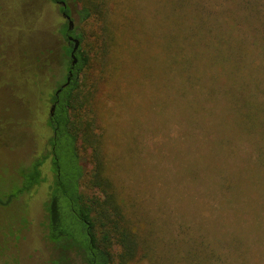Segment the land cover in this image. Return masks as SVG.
I'll return each mask as SVG.
<instances>
[{"label":"rangeland","instance_id":"obj_1","mask_svg":"<svg viewBox=\"0 0 264 264\" xmlns=\"http://www.w3.org/2000/svg\"><path fill=\"white\" fill-rule=\"evenodd\" d=\"M123 1L133 6L137 22L141 21L136 24L140 31L134 43L127 40L132 43L128 46L130 54L137 55L138 60L134 62L124 49L117 60L121 70L107 83L96 85L93 83L100 75V66L93 65L86 86L95 91V98L86 109L89 116H98V132L103 134L104 175L124 201L123 209L131 215V205L141 217L139 230L151 243L148 255L135 258L131 264H264V172L260 169L264 138L231 130L238 113L227 94L210 100L201 92L200 83L191 89L194 92L184 91L182 72L175 63L167 66L162 48L170 29L168 22L173 18L166 0ZM198 1L208 11L219 14H213L218 19L230 12L240 20L257 18L241 7L240 0ZM242 1L248 2L247 6L254 3L264 12V0ZM67 4L75 34H82L84 48V30L92 28L91 20L83 18L84 0H69ZM0 9L10 26L0 34V118L16 120L0 139V186L4 189L6 179L33 150L46 149L49 129L44 124L49 97L65 79L68 61L63 55L66 42L60 32L65 22L56 3L0 0ZM191 13L186 14L187 20L198 19ZM235 29L239 31H234L235 37L243 36L254 48L252 41L257 32L238 26ZM150 52L157 60H152ZM195 56L196 62H206L200 55ZM203 63L197 68L205 72ZM78 78L84 92V73ZM41 102L46 112L37 117ZM29 107L34 109L33 114ZM214 119L220 122L217 139L227 140L229 147L225 156L217 157L226 163L213 171L208 168L213 161L206 160L204 154L211 153L216 145L212 143L218 130L211 128ZM79 157L84 167L80 190L90 194L86 181L94 163L90 150L84 151L81 142ZM228 172L253 177L246 184L247 190L228 199L227 209L220 212L224 196H231L221 186ZM44 174L46 180L31 193L0 206V264H51L53 251L40 225L53 179L49 165ZM236 209L242 215L239 212L233 216ZM210 245L216 249L211 258L204 253L205 248L209 252Z\"/></svg>","mask_w":264,"mask_h":264},{"label":"trees","instance_id":"obj_2","mask_svg":"<svg viewBox=\"0 0 264 264\" xmlns=\"http://www.w3.org/2000/svg\"><path fill=\"white\" fill-rule=\"evenodd\" d=\"M64 1L66 4L69 2ZM239 2L242 8L248 9L257 18L252 21L240 20L230 12L227 17L218 19L214 15L219 14H215L213 10L208 11L198 0H166L172 9L173 18L168 22L170 29L167 30L162 48L165 50L167 66L175 63L178 65V72H182L185 92H194L191 89L200 83V89L203 88L201 92L206 93L210 100H218L227 94L233 104L232 109L238 113L231 130L244 134L254 133L253 136L264 138V12H260L254 3L247 6L248 2ZM132 8L130 3L126 4L123 0H84L83 18L85 21L91 20L92 28L89 32L84 30V48L82 34L75 35L79 40L74 54L77 76L60 89L58 96L54 92L50 94L49 102L56 100L53 116L49 115L48 110L46 112L44 103L37 105V117H43L45 112L47 114L44 124L49 129L46 149L33 150L16 169L15 174L6 179L5 188L0 186V206H8L44 182L47 178L44 170L49 165L53 179L48 185L40 225L43 227L44 238L53 251L51 264H131L133 260L145 257L151 251V243L139 230L142 225L141 217L135 214L131 205V215L123 209L124 201L104 175L106 161L103 134L98 132V116H89L86 109L95 98V91L92 92L86 86L93 65L100 66V75L93 83L96 85L101 84V81L107 83L110 78L115 77L121 70L117 60L125 52H128L127 56L134 62L138 60V56L130 54L128 48L137 38L136 32L140 31L136 24L141 23L137 22L138 14ZM60 9L70 12L68 4L66 8ZM189 11H193V18L198 19L191 22L187 20L186 14ZM7 19L0 9V34L10 27L7 26ZM237 26L240 30L257 32L252 41L254 48L246 43L243 36L242 39L235 37L234 31L239 32L235 29ZM60 32L63 35L70 33L66 22L61 26ZM88 37H91L90 42L87 41ZM128 39L133 42L128 44ZM199 45L201 47L197 49ZM152 46L156 47L155 44ZM70 50L71 46L66 44L63 55L67 61L71 58ZM196 54L206 61V65L196 62ZM152 55V60H155L156 54ZM199 63L207 67L205 72L198 70ZM79 73H84V92L81 90ZM227 89H232L233 93ZM219 102L222 104V100ZM224 102L226 103V99ZM29 108L33 114L34 109ZM11 121L16 120L8 116L0 118V139L4 138L6 127ZM213 122L211 128L218 129L217 134L212 136V143L216 145L212 146L211 153H205L204 156L206 160L209 158L213 161L208 168L214 171L226 163L225 159L217 157L225 156L229 146L226 144L227 140L217 139L221 131L220 122L216 119ZM211 139L209 138V143ZM80 142L84 145V151L90 150L94 163L86 181L91 189L90 194H83L80 190L84 175L79 157ZM260 163V169L263 168L261 170L264 172V158ZM219 171L223 172L221 169ZM233 175L228 172L225 174L226 178L223 177L221 186L230 191L231 196H224L220 212L227 209L230 202L228 199L247 190L246 184L253 177L252 174L242 175L241 172L237 176ZM237 210L233 212L235 217L239 212L242 215ZM238 240L236 238L235 243ZM201 243L205 245V242ZM215 251L213 245H210L209 252L204 249L209 258L215 256ZM219 260L216 257V263Z\"/></svg>","mask_w":264,"mask_h":264},{"label":"flooded vegetation","instance_id":"obj_3","mask_svg":"<svg viewBox=\"0 0 264 264\" xmlns=\"http://www.w3.org/2000/svg\"><path fill=\"white\" fill-rule=\"evenodd\" d=\"M52 1L59 6V10H60L61 16H62L64 22H66V24H67V30L70 33H67V34H64V35L62 34V35H63V38H64L66 44L68 46H71V50H72V48H73L72 38H75V35L76 34H75V31H73V29H74L73 26L74 25L69 23L70 20L72 21L71 14H70V12H67L65 9L64 10H61L60 9V7L66 8L67 7V4H66V2L64 0H52ZM71 50H70L69 58L71 57ZM75 64L74 65L72 64L71 58L68 59V64L66 65V75H65V79L55 89V91H54V95L55 96H58V93H59L60 89L63 88L62 87V84L65 83L68 75H70V80L73 77L77 76V73H76V70H75ZM70 80H69V82H70ZM58 89H59V91L56 93V90H58ZM55 105H56V100L55 101H52V102H49L48 113H49L50 116H53L54 109H55ZM51 108H53V111H51ZM46 116H47V114H46Z\"/></svg>","mask_w":264,"mask_h":264},{"label":"water","instance_id":"obj_4","mask_svg":"<svg viewBox=\"0 0 264 264\" xmlns=\"http://www.w3.org/2000/svg\"><path fill=\"white\" fill-rule=\"evenodd\" d=\"M69 23L73 24L71 20L69 21ZM72 41H73V48L71 50V59H72L71 61H72V64L74 65L76 63V58H75L74 54H75V52H76V50H77V48L79 46V40L77 38H72ZM69 80H70V75H68L65 83L62 84V87H64L69 82ZM58 91H59V89L56 90V93ZM51 111H53V108H51Z\"/></svg>","mask_w":264,"mask_h":264}]
</instances>
